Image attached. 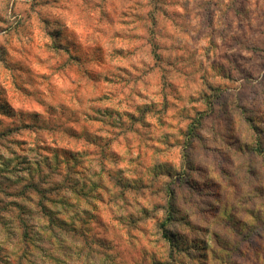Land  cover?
I'll return each instance as SVG.
<instances>
[{"label": "rangeland", "instance_id": "1", "mask_svg": "<svg viewBox=\"0 0 264 264\" xmlns=\"http://www.w3.org/2000/svg\"><path fill=\"white\" fill-rule=\"evenodd\" d=\"M0 264H264V0H0Z\"/></svg>", "mask_w": 264, "mask_h": 264}]
</instances>
